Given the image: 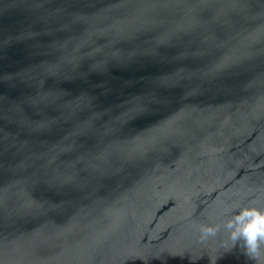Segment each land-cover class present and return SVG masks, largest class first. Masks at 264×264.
Returning a JSON list of instances; mask_svg holds the SVG:
<instances>
[{"label":"water","instance_id":"95a60500","mask_svg":"<svg viewBox=\"0 0 264 264\" xmlns=\"http://www.w3.org/2000/svg\"><path fill=\"white\" fill-rule=\"evenodd\" d=\"M257 200L264 0H0V264H211Z\"/></svg>","mask_w":264,"mask_h":264},{"label":"clouds","instance_id":"9594fccd","mask_svg":"<svg viewBox=\"0 0 264 264\" xmlns=\"http://www.w3.org/2000/svg\"><path fill=\"white\" fill-rule=\"evenodd\" d=\"M195 228L201 244L221 238L217 248L205 251L211 264H216L217 259L225 252L237 248L248 259L255 261V264H264V203L259 200L237 203L223 210L219 221L199 222ZM165 251L180 256L185 253L183 250L162 249L156 256L163 258L161 254ZM195 259L197 258H193Z\"/></svg>","mask_w":264,"mask_h":264}]
</instances>
